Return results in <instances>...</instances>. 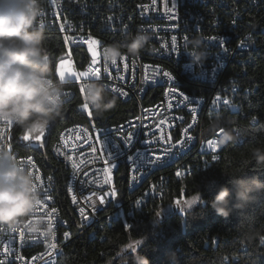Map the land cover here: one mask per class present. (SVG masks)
<instances>
[{"label": "built area", "instance_id": "1", "mask_svg": "<svg viewBox=\"0 0 264 264\" xmlns=\"http://www.w3.org/2000/svg\"><path fill=\"white\" fill-rule=\"evenodd\" d=\"M121 1L110 0L105 12L100 0H41L39 23L45 33L58 32L69 55L71 49L80 48L90 58L83 70L74 63L66 67H75L76 73L100 69L98 79L90 75L72 80L80 92L88 82L99 81L122 101H135L137 111L118 125L98 127L90 120L91 106L83 108L87 103L84 90L79 109L90 125H71L60 133L52 152L68 170L67 190L76 231L56 205L53 175L45 174L33 153L20 144L19 125L0 122V145L14 152L36 177L43 199L35 215L44 216L52 229L51 236L33 235L23 227L12 231L0 225V264H58L72 240L94 228L146 213L153 199L163 196L169 173L182 179L218 162L224 128L241 131L231 127L229 120L241 113L240 97L246 89L231 76V67L244 64L245 56L257 49L264 32V0ZM141 30L152 39L139 57L125 55L115 65L103 62V46ZM192 38L202 39V48L208 53L200 63L193 62L190 54L194 51L189 42ZM91 40L99 42L94 45L98 53L95 64L89 50ZM65 88L67 104L74 93L68 82ZM216 114L223 115L227 127L208 132L207 123ZM129 132L130 145L124 142ZM210 140L217 145L214 151L208 146ZM157 156L161 159L155 164L147 163Z\"/></svg>", "mask_w": 264, "mask_h": 264}, {"label": "trees", "instance_id": "2", "mask_svg": "<svg viewBox=\"0 0 264 264\" xmlns=\"http://www.w3.org/2000/svg\"><path fill=\"white\" fill-rule=\"evenodd\" d=\"M109 1L100 0V8L105 12ZM45 47L58 76V64L69 53L67 44L58 32H50L45 33ZM70 54L75 67L83 70L90 59L86 51L75 48ZM245 59L244 64L231 67V76L237 77L236 82L246 91L240 97L241 113L229 120L231 127L237 126L246 133L244 141L227 143L220 151L222 156L218 162L200 167L186 178L177 179L169 173V185L163 196L153 199L146 213L94 228L72 240L58 264H123L125 257L133 254L124 252L130 245L146 255L151 264H174L170 258L174 252L180 264H264V200L246 210L251 220L245 221L235 215L218 216L201 199L202 195L205 201H211L216 195L215 189L226 184L228 176L260 175L264 180V172L256 168L252 157L254 148H264V32L258 38L257 49ZM68 86L73 90V99L65 104L62 117L48 127L44 148L28 150L44 173L53 175L56 205L76 231L67 190L68 170L52 150L64 129L75 124L90 125V122L79 109L83 103L79 88L72 81H68ZM136 111L135 101L116 97L111 110L103 117L93 112L90 120L98 127H109L126 121ZM23 130L19 126L17 134ZM197 196L200 203L186 209V202ZM167 209L173 213L163 219Z\"/></svg>", "mask_w": 264, "mask_h": 264}, {"label": "clouds", "instance_id": "3", "mask_svg": "<svg viewBox=\"0 0 264 264\" xmlns=\"http://www.w3.org/2000/svg\"><path fill=\"white\" fill-rule=\"evenodd\" d=\"M43 14L41 0H0V122L19 125L34 136L44 132L63 115L66 103L67 78L55 75L45 47V31L39 23ZM152 36L146 31L129 34L122 41L103 46L101 57L106 64H116L125 55L139 57L148 47ZM194 51L193 62L204 61L208 53L203 40L189 41ZM87 103L98 117H103L116 104V97L99 81L85 85ZM224 128V117L216 114L207 123V131ZM245 132L224 128L220 143L240 142ZM252 157L256 168L264 172V148H254ZM228 182L215 189L216 195L208 203L224 218L233 215L250 221L246 210L264 200V180L260 175H232ZM42 194L37 179L19 162L16 154L0 145V225L14 231L23 227L29 234L52 235L44 216H36ZM251 238V237H250ZM174 264L178 255L170 254ZM123 264H151L150 259L133 251Z\"/></svg>", "mask_w": 264, "mask_h": 264}, {"label": "snow or ice", "instance_id": "4", "mask_svg": "<svg viewBox=\"0 0 264 264\" xmlns=\"http://www.w3.org/2000/svg\"><path fill=\"white\" fill-rule=\"evenodd\" d=\"M154 2H155V0H154ZM173 7H175V4H173ZM63 27H64V25L63 24H61L60 25V28L61 29H63ZM99 42L98 41H96V40H91V43H90V45H89V50H90V52H91V56H92V58H93V64H95L96 63V57H97V55H98V53H97V48L96 47H94V45H97ZM219 43H220V45H221V48H222V51H226V49H224L223 48V41H219ZM173 45H175V37H173ZM126 59V58H125ZM113 65H115V64H113ZM62 65H61V69H62ZM125 67H126V65H125ZM62 78L65 76V73H64V71L63 70H59V73H58ZM71 75H73V76H75V77H77V78H80V77H88V76H94V77H96L97 79L100 77V69L99 68H95L94 70H92V69H90V70H88V71H84V72H81V73H75V72H73V73H71ZM164 75L165 76H169V73H164ZM84 91V87H82L81 88V92H83ZM113 91H116V89H113ZM173 91H175V90H173ZM125 95H126V93H125ZM180 95L183 97V99H185V100H187L188 99V97L187 96H185L183 93H180ZM219 97H216V101H219ZM224 103L225 104H227L228 102L227 101H224ZM214 104H215V102H214ZM233 107H235L234 105H233ZM83 108L84 109H87L88 108V104L87 103H85L84 105H83ZM192 111H193V114H195V111H196V109H192ZM89 115H91V113H89ZM9 124L11 123V122H8ZM193 123H195V115H193ZM121 127V130L123 129V126H120ZM190 127H191V125H190ZM185 132H187L188 130L187 129H185L184 130ZM221 131H223V129H221ZM43 135H44V132H41L40 133V135L39 136H37L36 137V139L37 140H41V138L43 137ZM23 139L24 140H29L30 139V137L28 136V135H25L24 137H23ZM131 141H132V133L131 132H129L128 134H127V136L126 137H124V142L126 143V144H131ZM208 146H209V148H211L213 151L216 149V147H217V145L213 142V141H208ZM93 151H95V148H93ZM215 158V157H214ZM161 158L160 157H156L155 159H149L148 161H147V163H149V164H155L158 160H160ZM115 193L113 192L112 193V195H114ZM199 199V197H193L192 198V200H189L187 203L189 204V205H191V204H193V203H195L197 200ZM73 202H75V197L73 198ZM101 202H103V199H101ZM41 204H42V202H41ZM53 211H55V210H53ZM80 211H81V214L83 215L84 214V209L83 208H81L80 209ZM157 215L159 216L160 215V213H157ZM50 227H51V225H49ZM15 231V230H14ZM65 235H67V233L65 234ZM137 243H139V242H137ZM129 247H132L131 245L129 246Z\"/></svg>", "mask_w": 264, "mask_h": 264}, {"label": "rangeland", "instance_id": "5", "mask_svg": "<svg viewBox=\"0 0 264 264\" xmlns=\"http://www.w3.org/2000/svg\"><path fill=\"white\" fill-rule=\"evenodd\" d=\"M68 63H73L72 61V58L70 57L69 54L66 55V57H64L60 62H59V66H58V73H59V70H63L64 73H65V77L67 78V82L68 81H72L74 80L75 76L71 75V73L75 72L76 73V68H67L66 65ZM61 65L63 66L62 69H61ZM59 76V74H58ZM48 131L49 129L47 128L45 131H44V135L43 137L41 138V140H37L35 143L31 144V145H28L27 148L31 151H34V150H42L44 148V144H45V141H46V138L48 136ZM40 134H37V136H39ZM198 197V196H197ZM192 200V199H191ZM188 202V201H187ZM186 202L185 204V208L186 209H192L194 206L198 205L200 203L199 199L189 205L188 203ZM165 213V216H163L162 218H166V217H169L170 215H172L173 213V210L172 209H167L166 211H164ZM135 250V247L132 246V247H127L124 252L126 254H131L133 253V251Z\"/></svg>", "mask_w": 264, "mask_h": 264}, {"label": "water", "instance_id": "6", "mask_svg": "<svg viewBox=\"0 0 264 264\" xmlns=\"http://www.w3.org/2000/svg\"><path fill=\"white\" fill-rule=\"evenodd\" d=\"M25 135H28L30 137V139L24 140L23 137ZM36 137H37V135L34 136L33 134L27 132L26 130H23L21 135L19 136V142L24 148L28 149L27 148L28 145H31L37 141Z\"/></svg>", "mask_w": 264, "mask_h": 264}, {"label": "bare ground", "instance_id": "7", "mask_svg": "<svg viewBox=\"0 0 264 264\" xmlns=\"http://www.w3.org/2000/svg\"><path fill=\"white\" fill-rule=\"evenodd\" d=\"M227 143H223L222 145H220V151L224 148V146L226 145Z\"/></svg>", "mask_w": 264, "mask_h": 264}]
</instances>
